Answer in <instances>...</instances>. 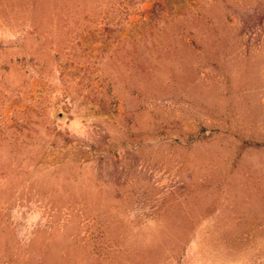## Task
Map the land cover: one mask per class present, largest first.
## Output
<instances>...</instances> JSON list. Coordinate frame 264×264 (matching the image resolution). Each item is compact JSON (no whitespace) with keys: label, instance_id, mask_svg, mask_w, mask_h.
Instances as JSON below:
<instances>
[{"label":"rangeland","instance_id":"1","mask_svg":"<svg viewBox=\"0 0 264 264\" xmlns=\"http://www.w3.org/2000/svg\"><path fill=\"white\" fill-rule=\"evenodd\" d=\"M0 264H264V0H0Z\"/></svg>","mask_w":264,"mask_h":264}]
</instances>
